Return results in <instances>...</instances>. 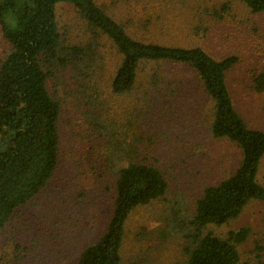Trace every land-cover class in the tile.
<instances>
[{"label": "rangeland", "instance_id": "1", "mask_svg": "<svg viewBox=\"0 0 264 264\" xmlns=\"http://www.w3.org/2000/svg\"><path fill=\"white\" fill-rule=\"evenodd\" d=\"M95 1L137 39L200 46L217 59L236 56L227 74L235 106L250 127L264 131V93L253 87L254 77L264 71V13L253 12L243 0ZM56 13L59 48L94 45L89 54L105 69L85 89L80 75L57 59L45 67L49 90L61 104L58 168L39 195L0 228V264H76L98 241L115 200L111 140L136 149L134 160L161 169L168 183L164 197L130 213L122 264H185V233L196 202L208 185L238 166L240 149L212 136L210 103L192 74H169L167 81L176 85L161 92L148 84L151 70L144 68L129 93L116 95L110 81L120 56L113 45L94 40L72 4L59 3ZM7 48L0 29V58ZM95 113L109 120H94ZM103 124L112 130L101 132ZM259 182L264 186V161ZM241 229L247 237L237 245L239 264H264V200H253L237 218L207 228L224 239Z\"/></svg>", "mask_w": 264, "mask_h": 264}, {"label": "trees", "instance_id": "2", "mask_svg": "<svg viewBox=\"0 0 264 264\" xmlns=\"http://www.w3.org/2000/svg\"><path fill=\"white\" fill-rule=\"evenodd\" d=\"M243 1L253 12L264 13V0ZM63 2L75 7L94 40L105 38L120 56L110 81L112 93H129L141 70L148 67V84L161 92L169 84L176 85L167 81L169 74L176 73L175 78L186 72L193 75L210 103L207 116L212 120V136L235 143L241 159L226 178L208 185L197 200L185 233V264H239L237 245L246 240L247 230L231 232L226 239L207 230L237 218L251 201L264 200V186L259 182L264 131L247 124L227 82V74L238 59H217L200 46L137 39L95 0H0V29L8 44L0 58V228L16 209L39 195L58 168L61 104L49 90L45 67L57 59L80 75L85 89L105 69L97 57L89 54L94 45L59 48L56 8ZM182 70L185 72L178 75ZM253 87L264 93V71L254 77ZM92 118L109 120L97 113ZM103 125L101 132L112 130ZM109 147L116 173L113 211L103 235L82 251L76 264H122L125 224L130 213L164 197L168 190L161 169L134 160L136 149L131 151L112 140Z\"/></svg>", "mask_w": 264, "mask_h": 264}]
</instances>
